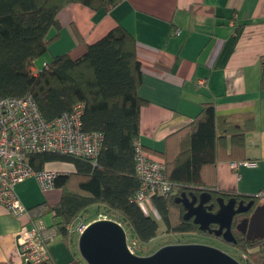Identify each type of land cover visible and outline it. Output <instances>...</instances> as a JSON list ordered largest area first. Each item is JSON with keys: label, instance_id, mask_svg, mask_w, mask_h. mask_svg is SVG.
<instances>
[{"label": "trees", "instance_id": "trees-1", "mask_svg": "<svg viewBox=\"0 0 264 264\" xmlns=\"http://www.w3.org/2000/svg\"><path fill=\"white\" fill-rule=\"evenodd\" d=\"M122 1L0 0V98L31 96L47 122L82 103L81 129L99 133L103 139L94 165L81 158L47 152L28 156L29 164L36 171L43 170L49 162H65L74 167L71 175L55 179L54 185L62 189V196L53 208L52 224L43 232L76 247L78 235L75 237L76 232L68 226L84 223L81 217L87 212L93 217L87 223L102 214L106 220L120 224L136 247L154 239L159 230L156 220L133 200L139 186L134 141L139 135V111L143 104L137 94L141 67L134 38L116 26L87 45L78 58L63 54L44 63L47 67L34 66L35 60L59 38L58 15L65 6L78 3L108 12ZM261 81L264 88V74ZM236 120L235 116L219 117L212 104H204L176 152L162 154L173 193L167 198L155 196L151 204L165 233L203 235L191 220L183 219L184 210L176 202L181 193L207 190L215 196L243 199L202 186L203 169L214 166L222 154L228 160H245L243 136L250 125L245 121L239 128ZM228 135L231 136L229 143ZM261 194L264 195V188ZM233 246L244 256L242 264H264V239L240 237ZM136 256H143L138 248ZM67 264L84 263L83 259H72Z\"/></svg>", "mask_w": 264, "mask_h": 264}, {"label": "crops", "instance_id": "crops-1", "mask_svg": "<svg viewBox=\"0 0 264 264\" xmlns=\"http://www.w3.org/2000/svg\"><path fill=\"white\" fill-rule=\"evenodd\" d=\"M58 20L59 38L49 45L43 64L60 54L78 58L116 26L134 38L141 67L137 94L143 100L137 139L148 156L165 162L162 154L175 153L204 104H212L219 117H237L239 128L246 121L244 158L256 165L232 169L230 163L243 160H228L224 153L203 169L202 186L258 204L264 200L258 197L264 188V0H123L108 12L72 3ZM43 169L61 176L75 172L65 162H49ZM15 192L28 214L17 219L0 205V264H26L17 246L19 233L36 223L49 227L62 196L55 185L42 192L32 178ZM49 251L45 264L82 260L78 248L60 238Z\"/></svg>", "mask_w": 264, "mask_h": 264}, {"label": "built area", "instance_id": "built-area-1", "mask_svg": "<svg viewBox=\"0 0 264 264\" xmlns=\"http://www.w3.org/2000/svg\"><path fill=\"white\" fill-rule=\"evenodd\" d=\"M83 109L84 105L77 103L69 112L47 122L31 96L0 98V205L14 218L28 214L15 192L16 185L32 178L42 192H47L54 188L55 179L64 175L52 169L34 170L29 164V155L47 152L96 163L103 139L99 133L81 129ZM134 163L139 186L133 200L149 214L151 199L167 198L173 193V185L167 179L165 163L148 156L138 139L134 141ZM238 165L253 167L256 164L254 161L230 163L232 169ZM259 196L264 198L263 194ZM86 226L78 222L68 229L73 228L79 237ZM44 228L36 223L19 233L17 246L24 263L45 264L51 260L49 248L56 238L46 235ZM126 247L136 256L134 243L131 246L126 243Z\"/></svg>", "mask_w": 264, "mask_h": 264}, {"label": "water", "instance_id": "water-1", "mask_svg": "<svg viewBox=\"0 0 264 264\" xmlns=\"http://www.w3.org/2000/svg\"><path fill=\"white\" fill-rule=\"evenodd\" d=\"M199 194L181 193L176 202L181 204L184 220H191L198 230L219 237L227 244L235 245L232 233L234 217L252 210L245 220L251 234L247 240L264 239V201L255 205L254 199L246 204L235 197L214 199L211 192L197 190ZM260 197V196H258ZM216 228L212 229L210 226ZM77 248L86 264H240L222 250L205 244L166 245L149 256H135L126 247V235L120 224L111 220L89 223L78 237Z\"/></svg>", "mask_w": 264, "mask_h": 264}, {"label": "rangeland", "instance_id": "rangeland-1", "mask_svg": "<svg viewBox=\"0 0 264 264\" xmlns=\"http://www.w3.org/2000/svg\"><path fill=\"white\" fill-rule=\"evenodd\" d=\"M61 43V42H58ZM58 45V44H55ZM62 55V54H60ZM49 56V51L46 52L45 54H43L42 56H40L38 59H40V62L36 61L34 62V66L38 69H41L43 66V63H41V59L43 57H48ZM37 59V60H38ZM245 161H250V160H243V162ZM175 193V192H174ZM262 199H264L263 197H260ZM264 201V200H263ZM262 201V202H263ZM261 202V203H262ZM102 210H99V212H101ZM149 215L156 220V222L159 225V230H158V235L152 239L151 241H149L147 244H142V245H138V251H140V253L145 256H149L152 253H154L156 250H158L159 248L166 246V245H174V244H195V243H199V244H205V245H209L215 248H218L220 250H222L223 252L229 254L230 256L234 257L240 264H242L243 262L240 261V259L238 258V255L241 253L238 249L235 250L233 248L227 247L225 245H223V243L217 242L215 240H212L210 238L207 237V235H200V234H187V235H173V234H167L164 232V227L162 222L160 221L159 216L154 212L153 207L150 203V212ZM95 217V216H94ZM92 213L91 212H87V214L83 215L81 217V219L84 221L85 224H89L92 222L87 223L90 219H92ZM99 219H105L104 215H100L97 216V219L94 221H97ZM107 219V218H106ZM125 235H126V243L128 246H131V242L128 240L129 237L127 235V231L125 230ZM77 237V234L76 236ZM243 259V258H242ZM83 263L86 264L83 260Z\"/></svg>", "mask_w": 264, "mask_h": 264}, {"label": "flooded vegetation", "instance_id": "flooded-vegetation-1", "mask_svg": "<svg viewBox=\"0 0 264 264\" xmlns=\"http://www.w3.org/2000/svg\"><path fill=\"white\" fill-rule=\"evenodd\" d=\"M194 192V194H199L200 192H196V191H193ZM212 194V193H211ZM217 197H220L219 195H217V196H215V195H213L212 194V200H213V202L212 203H214V205H215V202H214V199H216ZM221 197H223V196H221ZM225 200H227V199H229L230 197H223ZM236 198V197H235ZM237 199V198H236ZM241 199H237V201H240ZM244 200V204H246L248 201H250L251 199H248V200H245V199H243ZM254 202H255V205H257L258 204V202L254 199ZM217 209V206L215 205L214 206V208H213V211H215ZM251 212H252V210H249L248 212H246V213H243V214H239V215H236L235 217H234V225H233V227H232V233H233V235H234V237H235V239L237 240V239H239L240 237H242V238H244V239H246L247 240V237L248 236H250L251 234H257V233H259L258 231H249V233H248V227H247V225H246V223H245V220L247 221V219L249 218V216L251 215ZM212 229H214V228H216V226H214V225H211L210 226ZM204 235H206L205 233H203ZM207 237L208 238H210V239H212V240H215V241H217V242H220V243H223V245H225V246H227V247H230V248H233V249H235V250H237L233 245H231V244H227V243H225L223 240H221L219 237H215L214 235H212V234H207ZM255 240V239H254ZM259 240V239H258ZM261 240V239H260ZM229 255V254H228ZM232 257V256H231ZM238 258L241 260L243 257H242V255H241V253L238 255ZM242 261V260H241Z\"/></svg>", "mask_w": 264, "mask_h": 264}, {"label": "bare ground", "instance_id": "bare-ground-1", "mask_svg": "<svg viewBox=\"0 0 264 264\" xmlns=\"http://www.w3.org/2000/svg\"><path fill=\"white\" fill-rule=\"evenodd\" d=\"M99 220H106V219H99ZM98 221V220H97Z\"/></svg>", "mask_w": 264, "mask_h": 264}]
</instances>
